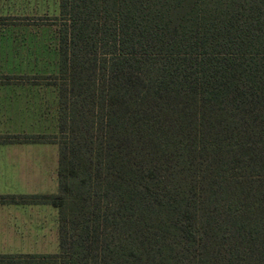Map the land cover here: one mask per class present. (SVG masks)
<instances>
[{
    "label": "trees",
    "instance_id": "obj_1",
    "mask_svg": "<svg viewBox=\"0 0 264 264\" xmlns=\"http://www.w3.org/2000/svg\"><path fill=\"white\" fill-rule=\"evenodd\" d=\"M40 20L58 135L8 138L58 146V192L32 199L59 251L24 261L264 264V0H59Z\"/></svg>",
    "mask_w": 264,
    "mask_h": 264
},
{
    "label": "crops",
    "instance_id": "obj_2",
    "mask_svg": "<svg viewBox=\"0 0 264 264\" xmlns=\"http://www.w3.org/2000/svg\"><path fill=\"white\" fill-rule=\"evenodd\" d=\"M57 105L58 93L52 86L0 84V264H52L24 259L59 251L57 208L32 199L58 192V146L8 138L55 135L57 117L51 108ZM40 106H48L49 112L37 120L29 112Z\"/></svg>",
    "mask_w": 264,
    "mask_h": 264
},
{
    "label": "rangeland",
    "instance_id": "obj_3",
    "mask_svg": "<svg viewBox=\"0 0 264 264\" xmlns=\"http://www.w3.org/2000/svg\"><path fill=\"white\" fill-rule=\"evenodd\" d=\"M58 13L59 0H0V84L49 85L58 91L50 79L58 74V27L40 20ZM48 106L29 114L42 120ZM58 107L51 108L57 127ZM56 262L48 263L59 264V259Z\"/></svg>",
    "mask_w": 264,
    "mask_h": 264
}]
</instances>
